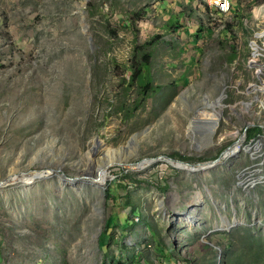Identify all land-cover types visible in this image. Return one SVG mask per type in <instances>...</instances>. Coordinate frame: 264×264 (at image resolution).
I'll use <instances>...</instances> for the list:
<instances>
[{
    "label": "rangeland",
    "instance_id": "obj_1",
    "mask_svg": "<svg viewBox=\"0 0 264 264\" xmlns=\"http://www.w3.org/2000/svg\"><path fill=\"white\" fill-rule=\"evenodd\" d=\"M230 10L0 0V264H264V70L250 63L254 39L264 65V0ZM143 52L152 89L135 105ZM254 126L252 144L235 141ZM232 142L199 170L164 157L208 160ZM106 150L121 163L100 186L63 178ZM238 179L257 181L243 197ZM220 216L238 224L205 233Z\"/></svg>",
    "mask_w": 264,
    "mask_h": 264
},
{
    "label": "water",
    "instance_id": "obj_2",
    "mask_svg": "<svg viewBox=\"0 0 264 264\" xmlns=\"http://www.w3.org/2000/svg\"><path fill=\"white\" fill-rule=\"evenodd\" d=\"M120 147H123V145H121ZM229 147H226L225 149L221 150L214 158L212 159H208V160H198L196 162H188V161H185V160H182L180 158H176V157H171V156H165L166 158L168 159H171V160H175V161H178V162H184L186 163L187 165H182V166H179V165H175V164H172L170 163L172 166H176V167H179L180 169H183L185 171H194V170H199L198 168V165H201L200 167L202 168H205V167H209L215 163H217L218 161L220 160H223L225 157H226V151L228 150ZM92 150H94L93 148H90ZM162 155H158V156H155V157H152V158H155V159H158L159 157H161ZM103 158V157H102ZM102 158H101V163L104 164V162L102 161ZM165 159V158H164ZM167 162H169L167 159H165ZM116 164H120L118 163L117 161H115ZM105 165V164H104ZM53 173H57V170L54 169L53 170ZM100 171L98 168H96L94 171H83L82 173L80 174H74L73 176H64L63 175V172H60L58 173L59 175H63V178L65 180H68L69 182H72L74 183L75 181H82V182H87L89 184H91L92 186L96 184V181L99 177V174ZM57 174V175H58ZM6 178V177H5ZM5 178H2L0 179V181H3ZM264 180V179H263ZM257 180H252L250 182H247L246 180H241L240 183L242 185V188L240 189L241 190V194L242 196L244 197L245 196V192L247 191V188L245 187V184H250L252 185L253 183H255ZM244 183V185L242 184ZM102 189V187H101ZM103 193V192H102ZM97 210H99V207L97 208ZM234 210V209H233ZM183 214H186V215H189L187 214V210L184 209L183 211H181ZM220 219H221V226L220 227H213L212 228H209L206 230L205 233L209 232L210 230L212 229H217V228H229L230 226L232 225H235V224H238L236 222H230V223H226L224 222V219L222 216H220ZM223 222V223H222ZM98 229H100V226L98 227Z\"/></svg>",
    "mask_w": 264,
    "mask_h": 264
},
{
    "label": "trees",
    "instance_id": "obj_3",
    "mask_svg": "<svg viewBox=\"0 0 264 264\" xmlns=\"http://www.w3.org/2000/svg\"><path fill=\"white\" fill-rule=\"evenodd\" d=\"M225 27L228 29H232L231 23L229 22L226 23ZM111 31L113 32V30ZM148 62H149V53L143 52L141 55V60H139V62L135 61L130 65L132 70L131 73L129 74L130 75L129 82H132L135 79H137L139 83V90H138L139 99L137 100V103L135 105L141 102L148 95L149 91L152 89L148 75L146 73H143L142 70V68L145 67L148 64ZM104 231L105 228H103L101 231L102 237L104 236ZM117 264H127V263L120 262Z\"/></svg>",
    "mask_w": 264,
    "mask_h": 264
},
{
    "label": "flooded vegetation",
    "instance_id": "obj_4",
    "mask_svg": "<svg viewBox=\"0 0 264 264\" xmlns=\"http://www.w3.org/2000/svg\"><path fill=\"white\" fill-rule=\"evenodd\" d=\"M250 123H251V122H247V123L244 124V126H243V131L247 128V126H248ZM263 126H264V125H263ZM207 128H209V127H207ZM260 130H261L260 126L250 127V128L247 130V134H246V135H247V138H249L247 143L244 142V139H245L244 132H242V133L237 137V139H235V141L241 140L243 145L252 144V143L255 141L256 137L262 135L261 133H259ZM261 131H262L263 134H264V127H263V129H262ZM235 141H234V142H235ZM257 141H258V140H257ZM234 142H232L231 144H228L227 146H225V147L223 148V149H225L226 147H229L228 150L226 151V153H227V154H226V157L229 156L230 154H232L233 152H236V150L232 149V145H233ZM223 149H222V150H223ZM259 149H261V148H259ZM259 149H258V150H259ZM261 150H262L261 153H263V155H264V146H263V148H262ZM255 152H256V151H255ZM255 156H257V155L255 154ZM255 156H254V157H255ZM226 157H225L223 160H221V161H224V160L226 159ZM259 169H260V168H256V169H253V170L259 171ZM253 170H251V171H253ZM241 180H243V179H238V180L236 181V185L239 186V189L242 188V185H241V183H240ZM242 184L244 185V183H242ZM253 184H254V183H253ZM247 185H248V186H247ZM250 186H251L250 184H245V187L247 188V190L249 189Z\"/></svg>",
    "mask_w": 264,
    "mask_h": 264
},
{
    "label": "built area",
    "instance_id": "obj_5",
    "mask_svg": "<svg viewBox=\"0 0 264 264\" xmlns=\"http://www.w3.org/2000/svg\"><path fill=\"white\" fill-rule=\"evenodd\" d=\"M204 1H205L206 5H207L209 11H211L210 13L228 14L230 12V6H231V2L233 0H204ZM257 37H262V42L261 43H262L263 48H261V49H264V39H263L264 36L261 35V36H257ZM252 41L256 42V40H254V39L251 40V42ZM256 45L258 47L257 43H256ZM251 47H252V45H251ZM252 51H253V49H252ZM254 54H255V51H254ZM253 56L254 55L252 54V58L250 59V63L251 64L252 63L255 64V68H256L257 71H259V73H263V70H264L263 63L254 61ZM258 67H259V70L257 69Z\"/></svg>",
    "mask_w": 264,
    "mask_h": 264
},
{
    "label": "bare ground",
    "instance_id": "obj_6",
    "mask_svg": "<svg viewBox=\"0 0 264 264\" xmlns=\"http://www.w3.org/2000/svg\"><path fill=\"white\" fill-rule=\"evenodd\" d=\"M263 36H264V33L262 34ZM255 36H261V35H256L255 34ZM263 39H264V37H263ZM251 43V45H252V49H253V51H252V54L254 55V51H255V49H256V47H257V45H256V43L254 42V41H252V42H250ZM258 70H259V67L257 68ZM258 73H259V71H257ZM264 85V82H262V86ZM195 113H196V115H198L199 113H198V110H196L195 109ZM201 120H203V119H201ZM203 121H206V120H203ZM207 122V121H206ZM208 124H210L209 122L207 123V125ZM209 127V126H208ZM208 132H210V127L208 128ZM258 143H260V141H258ZM234 144V143H233ZM237 145H232V149L233 148H235ZM108 149V148H107ZM102 155H103V153H102ZM103 157V156H102ZM102 161L104 162V164H102L101 163V165H99L97 168L99 169V171H100V173H101V171L102 170H104L105 168H107L109 165H111L112 163H115V161H117L118 163H121L120 162V159L117 157V158H114V157H112L111 155H110V153L109 152H107V150H106V153L104 154V157L102 158ZM175 161V160H174ZM180 163H183V164H185V165H187L186 163H184V162H180ZM179 163V164H180ZM179 164H177V165H179ZM179 166H182V165H179ZM100 173L98 174L99 175V178L97 179V181H96V186H100V183H101V175H100ZM6 178H7V176H6ZM6 178L3 180V181H0V185L2 184V183H5L4 181L6 180Z\"/></svg>",
    "mask_w": 264,
    "mask_h": 264
}]
</instances>
